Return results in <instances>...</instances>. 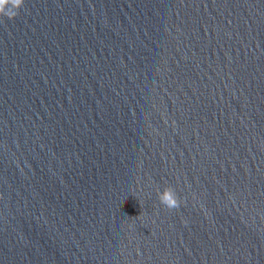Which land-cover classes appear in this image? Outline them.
Masks as SVG:
<instances>
[{"label":"clouds","instance_id":"obj_1","mask_svg":"<svg viewBox=\"0 0 264 264\" xmlns=\"http://www.w3.org/2000/svg\"><path fill=\"white\" fill-rule=\"evenodd\" d=\"M25 0H0V19H15L24 7ZM158 200L169 210L179 208L181 200L171 186H166L163 191L158 192Z\"/></svg>","mask_w":264,"mask_h":264}]
</instances>
